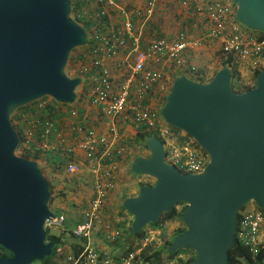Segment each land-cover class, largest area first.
Returning <instances> with one entry per match:
<instances>
[{"label": "water", "instance_id": "1", "mask_svg": "<svg viewBox=\"0 0 264 264\" xmlns=\"http://www.w3.org/2000/svg\"><path fill=\"white\" fill-rule=\"evenodd\" d=\"M219 1V0H205ZM235 20L264 34V0H231ZM72 0H0V264H34L50 257L54 244L45 225L49 184L37 162L16 155L18 135L11 114L43 98L72 106L80 77L65 68L72 50L88 44V33L71 17ZM164 122L190 137L208 156L199 174H182L164 161L160 139H145L148 157L130 171L153 179L122 201L139 234L177 203L186 230L166 250H191L189 264H228L239 211L249 203L264 210V70L255 85L231 89V71L221 68L208 82L178 75L160 108Z\"/></svg>", "mask_w": 264, "mask_h": 264}, {"label": "built area", "instance_id": "2", "mask_svg": "<svg viewBox=\"0 0 264 264\" xmlns=\"http://www.w3.org/2000/svg\"><path fill=\"white\" fill-rule=\"evenodd\" d=\"M73 2L74 11H70V17L86 30L88 44L79 53L82 58L71 77L81 78V85H86L91 103L103 115L116 118L125 114L130 124L142 127L151 136L160 139L167 164L182 174L201 173L209 160L207 154L184 132L167 125L160 116V108L171 86L169 80L164 72L146 68L149 63H173L181 66L184 50L187 47H200V42L189 40L184 33L178 34L173 40L155 37L145 40L142 30L134 24L133 17L148 21L153 15V1H149L144 10L122 8L115 0H72V4ZM206 2V12L211 22L207 37L221 40L225 58L233 57L238 65L243 64L252 74L263 71L264 37L258 40L246 36L244 27L235 20V5L231 0ZM111 11L123 16L124 21L120 27L108 22ZM109 60H113L116 69H124L118 82L113 76L114 69L107 64ZM191 71L194 72L195 68ZM240 84L245 85V81L240 80ZM154 91L156 96L152 103L149 97ZM46 98L45 101L40 99L35 113L52 105L53 99ZM71 114L77 115L76 112ZM38 125L41 126L39 132L43 135L52 134L55 128L53 118L41 122L29 116L25 148L31 149L29 143L36 136ZM111 135L110 140L87 131L80 143L84 157L90 164L89 170L95 176L93 197L83 221L71 232V236L79 242V253L68 255L64 264H138L141 263L140 253L151 246L155 239H161L160 228L146 230L144 239L137 240L136 249L126 252L118 259L102 255L91 241L106 193L113 188L115 167L111 161L112 150L114 144L122 139L116 128L112 129ZM76 171L78 167L69 164L67 172ZM238 214L240 218L236 225L235 243L237 241L247 249L250 259L255 261L264 251V210L254 206L253 209L240 210ZM63 221V216H56L46 222L45 228H58ZM119 235V231L115 230L107 239L114 242ZM187 258L188 256L179 254L168 264H178L179 260L186 261Z\"/></svg>", "mask_w": 264, "mask_h": 264}, {"label": "crops", "instance_id": "3", "mask_svg": "<svg viewBox=\"0 0 264 264\" xmlns=\"http://www.w3.org/2000/svg\"><path fill=\"white\" fill-rule=\"evenodd\" d=\"M149 1L154 2L152 17L146 22L141 17H133L134 24L142 30L145 40L157 35L166 40H173L178 34L184 33L189 40L200 42L201 46L187 47L181 57V66L173 63L162 65L149 63L146 68L164 72L170 85L178 75L193 72L192 68L198 69L200 76L208 82L223 68L226 58L222 53L221 40L207 37V32L211 28L206 12L207 2L205 0H115L122 8L136 10H144ZM108 19V22L115 27H120L124 21L123 16L116 11H111ZM245 34L247 37H254L247 31ZM78 62L75 61V68L72 71L77 69ZM107 64L114 69L113 76L118 82L124 69H116L113 60H109ZM238 66L241 80L245 81L247 87L251 86L252 72L243 64ZM82 85L83 87L76 92L77 99L72 106L51 103L56 115L53 117L54 131L50 135H43L37 130L39 136L37 139L35 137L37 140L35 147L38 148H35L36 151L70 159L61 172H53L45 162L42 164L46 168L44 175L53 187L55 199L51 209L57 210L59 216L64 217L58 228L49 230L52 234L61 235L62 247L68 255L79 251V242L71 236V232L84 219V213L93 197L95 177L89 170L90 164L84 157L80 143L87 131H93L96 136L111 140L112 129L116 128L122 140L114 144L112 150L111 161L115 167L113 188L106 193L91 241L99 253L118 259L130 247L128 229L132 223L131 216L123 210L124 208L122 209V201L134 197L140 185L153 184V179L150 177L132 174L130 165L136 157H148L149 152L143 143L136 141L138 126L130 124L125 114L116 118L103 115L99 108L91 103L86 85ZM155 96L156 91L149 97L152 103ZM72 112H76L77 115L73 116ZM39 163L38 165H41V162ZM69 164H75L78 171L68 173ZM67 219H70V223L63 225ZM115 230L119 231L120 235L114 242H110L107 237Z\"/></svg>", "mask_w": 264, "mask_h": 264}, {"label": "trees", "instance_id": "4", "mask_svg": "<svg viewBox=\"0 0 264 264\" xmlns=\"http://www.w3.org/2000/svg\"><path fill=\"white\" fill-rule=\"evenodd\" d=\"M71 10L74 11V2L72 4ZM85 28H86V25H85ZM245 31L253 34L254 37L257 38L258 40H261L264 37V34L260 33V32H254V31H250L247 29H245ZM155 38H163V37L157 35V36H155ZM82 50H84V47L72 50V52H71L72 55H70L69 60H68V69L70 71L75 68L74 67L75 61L81 60L82 57H81V54H79V53ZM223 67H228L231 71V89L233 91L242 93V92L249 90L250 88H252L255 85V77L258 74V72H254L251 75V79L253 82L252 87L251 86L247 87L243 84H240L241 76H240V73L238 71L239 66L233 57L230 56L229 58H226V60L223 62ZM181 75H185L187 78H189L190 80H193V81L202 82V83L205 82L203 77L200 76L201 75L200 71L196 68H195L194 72L189 71L188 73L186 72V73H183ZM42 100L45 101V100H47V98H43ZM39 102H40V100H38L34 103H31L27 106L18 108L10 116L11 124L13 125V128L15 129V131L18 135V138H19V144H18V147L16 149V152H18L19 157H22V158H25L28 160H33L37 163L41 162V165H39V167H40L43 175H44V170H46V168L44 166H42L43 162H45L46 165L49 166L53 172H61L64 169V167L67 166V163L69 162L70 159H68V160L62 159V157H60L58 155H54L51 153H41L40 151L35 150V145H36V141H37L36 139L38 138L37 136H39L38 131L41 128L40 125L37 126L38 131L36 132V136H34V137H36V139L33 137L32 141L29 143V147L31 149H27L24 147L25 132L28 128L29 116H32V117H34L35 120H38L41 122L45 121L46 119L52 120L53 117H56V115H54L53 107L51 105H48L44 110L38 111V113H35L36 112L35 109H36ZM51 103H55L57 105H62L60 103L55 102L54 100H52ZM63 106H67V105L63 104ZM149 136H151L150 133H147L146 131H144L142 127H138L137 135H136V141L137 142L144 144L145 139ZM144 146H145V144H144ZM51 163H52V165H50ZM48 184H49V190H50V194H51L48 205H49V208L51 209V206H52V203H53V200L55 199V197L53 195V187L51 186V184L49 182H48ZM179 205H183V208L181 210L176 209V207ZM186 207H187V205L184 203H177L174 205L173 209L170 212L162 213L156 223L146 225L139 234H133L132 233L131 225L128 229V233L131 237L135 238L138 241H141L142 239H144L145 228L147 226H149L151 228H162V226L166 222H174L176 220H180L182 222L181 217H182V214H183L184 210L186 209ZM122 209H123V207H122ZM244 209H245V206L241 210H244ZM239 218H240V215L238 214L237 221L239 220ZM185 230H186V228L185 229H182V228L176 229V231L173 233V237L182 234ZM45 232H46L47 241L53 243L54 247L52 249L51 256L45 258L39 264H64L65 259L68 256V254L65 251V248L62 247L61 235L52 234L48 228H45ZM170 242H171L170 240L164 241L163 246H161L157 249H150V247H152V246L147 247V249L149 248L151 250L150 253H148L147 249L143 250L140 253L141 264H162L164 256L166 257V260H167L166 262H170V261L174 260L179 254L191 255V253H193V251H191V250H178L174 253H170L166 250V247L168 245H170ZM131 250L132 249L129 248L126 252L131 251ZM78 253H79V251L74 252V255H78ZM10 256H11L10 253H8L7 251H5L4 249H2L0 247V257L8 258ZM194 257H195V254H194V256H189L186 261L179 260L178 264H189L194 259ZM228 264H264V251L261 252V254L257 257V259L255 261H252L250 259L249 251L247 249H245L244 247L240 246V244L236 241L235 245L228 250Z\"/></svg>", "mask_w": 264, "mask_h": 264}, {"label": "rangeland", "instance_id": "5", "mask_svg": "<svg viewBox=\"0 0 264 264\" xmlns=\"http://www.w3.org/2000/svg\"><path fill=\"white\" fill-rule=\"evenodd\" d=\"M70 55H72V53L70 54ZM70 57V56H69ZM69 60V59H68ZM65 73L69 76V77H71L73 74H75V71H70L69 69H68V62H67V65H66V68H65ZM252 84H251V86H253V82H251ZM83 87V85H80V87L79 88H77L76 90V92H78L81 88ZM78 94V93H77ZM16 153V155L18 156V152H15ZM183 208V205H179V206H177L176 207V209L177 210H181ZM245 208H247V209H253L254 208V204L253 203H249V204H247L246 206H245ZM56 216H59V212L57 211V210H55V209H50ZM128 214V213H127ZM132 218V217H131ZM70 223V219H67V221H65L64 222V224L63 225H68V223ZM178 228H182V229H185L186 227H185V225L180 221V220H176V221H174V222H166V223H164V225L162 226V228H160L161 229V239L160 240H154L153 242H152V247H150V249H157V248H159L158 246H160L161 244V246H163V244H164V241H167V240H172L174 237H173V233L176 231V229H178ZM154 229H156V228H151V227H149V226H147L146 228H145V231L147 230H149V231H152V230H154ZM130 247L129 248H131V249H136V243H137V240L135 239V238H133V237H131L130 236ZM160 246V247H161ZM166 246V245H165ZM149 248L147 249L148 250V253H150L151 252V250H150ZM167 260H166V257L164 256V258H163V263L162 264H168V262H166ZM40 262H36V263H34V264H39Z\"/></svg>", "mask_w": 264, "mask_h": 264}, {"label": "flooded vegetation", "instance_id": "6", "mask_svg": "<svg viewBox=\"0 0 264 264\" xmlns=\"http://www.w3.org/2000/svg\"><path fill=\"white\" fill-rule=\"evenodd\" d=\"M194 254H195V253L193 252V253H191V255H186V256H188V257H189V256H194Z\"/></svg>", "mask_w": 264, "mask_h": 264}]
</instances>
